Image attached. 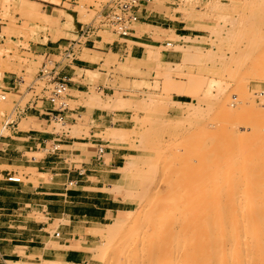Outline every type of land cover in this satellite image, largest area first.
I'll return each mask as SVG.
<instances>
[{
	"label": "rangeland",
	"instance_id": "1",
	"mask_svg": "<svg viewBox=\"0 0 264 264\" xmlns=\"http://www.w3.org/2000/svg\"><path fill=\"white\" fill-rule=\"evenodd\" d=\"M107 5L108 0H0V264H62L72 251L78 264H117L105 247L109 243L111 251L125 252L119 264H130L126 236L103 234L114 216L123 219L135 208L130 196L138 192L148 166L182 150L178 142L187 140L190 151L200 145L197 137L206 145L217 143L246 95L253 107L248 125L264 124V98L255 93L264 88V0H150L144 17L133 24L134 35L147 43L138 59L103 47L96 39L123 38L106 28L90 36L96 38L93 45L75 46L80 68L75 58L61 59L64 41L78 38L84 24L96 23ZM49 40L59 46L43 54ZM147 50L157 60L145 61ZM48 55L61 62L53 65ZM44 63L58 76L72 65L66 68L65 95L54 96L49 77H39ZM94 99H119L124 107L103 109L91 105ZM36 100L37 107L48 101L47 117L59 113L63 121L48 119L39 128L49 137L30 148L28 140L10 136H22L19 132L30 127L25 115L33 113ZM60 102L66 104L62 109ZM186 104L195 107L193 115L183 114ZM241 130L235 135L240 142L249 132ZM111 131L121 139H111ZM190 131L197 140H188ZM256 147L264 151V140ZM129 160L134 164L127 169ZM110 198L120 210L100 222L74 209Z\"/></svg>",
	"mask_w": 264,
	"mask_h": 264
},
{
	"label": "bare ground",
	"instance_id": "2",
	"mask_svg": "<svg viewBox=\"0 0 264 264\" xmlns=\"http://www.w3.org/2000/svg\"><path fill=\"white\" fill-rule=\"evenodd\" d=\"M149 3L150 0L141 10H145ZM155 60L156 54L147 50L145 61ZM180 93L195 96L189 90H180ZM89 102V105L91 103L103 109L124 107L119 99L105 102L94 99ZM252 111L250 96L246 95L242 110L231 121L225 134L219 135L217 143L206 145L197 137L200 145L195 142L198 145L195 144L196 150L192 148L190 151L188 145H184L187 140H177L171 145L174 148H177L176 142L180 144H177L178 148L183 145L179 150L181 153L177 149L171 150L170 153L173 152L168 153L160 165L154 163L144 169L138 192L130 196L135 208L123 219L114 216L113 223L105 228L107 230L103 234L111 238L122 233L119 236L124 235L120 238L122 240L126 236V244L130 246V254H127L130 264H264V151L256 147L264 140V124L248 125ZM194 113L195 107L186 104L183 114L190 116ZM218 117L217 120L221 119ZM211 119L204 122L205 126L211 125ZM201 126L197 127L199 131L204 129ZM241 129H248L249 132L240 142L241 138L236 140L235 135ZM195 130L194 133L198 134ZM192 132L189 139L186 133L185 136L195 141L196 134ZM109 137L117 140L122 136L111 131ZM154 159L157 160V157ZM133 164L129 160L125 168L129 169ZM127 233L130 236L128 239ZM123 242L125 240L121 245L125 244ZM109 244L105 247L116 256L119 264L118 258L124 251L121 249V254L118 253L120 248L115 250L113 244L114 251H111ZM54 263L51 260L42 262ZM63 263L78 264L72 261Z\"/></svg>",
	"mask_w": 264,
	"mask_h": 264
},
{
	"label": "crops",
	"instance_id": "3",
	"mask_svg": "<svg viewBox=\"0 0 264 264\" xmlns=\"http://www.w3.org/2000/svg\"><path fill=\"white\" fill-rule=\"evenodd\" d=\"M145 14H146V9L145 10H139V12H138L139 20L141 18H143ZM137 22H139V21H137ZM135 30H136L135 27L132 26V29L129 31V33L126 36H122L123 37V38H121L122 40H119V39L105 40L101 37L99 39H96V38L95 39L98 42H100L103 45V47H107L109 49L116 47V49H117L116 51L118 53H120L121 55H130L131 57H141L144 53L143 45L147 44V43L141 41L139 36L134 35ZM175 34H178V33H175ZM129 36H134V37H129ZM95 39L91 38L89 42H92V45H93V41ZM66 42L67 41H64V43H66ZM129 42H131V43H129ZM48 44H49L48 46L42 47V48H45L47 50V51H44L43 54L55 53L59 45L58 46L54 45V43H52V41H50V40H49ZM87 44H88V42H87ZM161 56H162V58L167 59L164 57V56L167 57V54L161 53ZM75 63L77 64L76 67L80 68V66H78V65L81 64V59L78 58L77 56L75 57ZM66 66L68 68H72V65L67 64ZM63 68L61 69V71H59V76L62 74L67 76V70H66V68H64V69ZM68 89H69V87H68ZM36 101L37 102L33 107L34 108L33 113L30 115H25V117H28L31 120V122L29 124L30 127L19 132V134H21L22 136H15V135L10 136V137H16V138H22V139L28 140L29 143H31V146H28L30 148L33 146H37V145L41 144L44 141L43 140L44 136L49 137V135L43 133L45 131H43L39 127L44 125V123H46L48 121V119H50L49 117H47V114L49 113V110L51 107L48 105L49 104L48 101H41V104L37 107V104L39 101L38 100H36ZM26 110L29 111L30 109H26ZM42 114L45 116L44 118L41 117ZM11 131H12V133H14L17 130L12 129ZM52 138H54V137H52ZM71 143H79V142L71 141ZM60 145L65 146L68 144L60 143ZM109 200L110 201H107V203L104 201H100V200L96 201L95 200L93 204H91L87 207H79V205H77V207H74V209H77L76 211L78 212V215L80 217H86L90 220H93L94 222H100L101 220H104L107 218L108 213L120 210L117 206H115L113 204L112 198H110ZM61 209H62V212H60V213L65 214L63 211L64 207H62ZM66 214H68V213H66ZM68 215H70V214H68ZM72 216H75V215L72 214ZM76 254L77 253L74 251L70 252L67 256V258L69 259L68 261H75L74 257H72V256H74ZM1 256H2V254L0 253V260H2Z\"/></svg>",
	"mask_w": 264,
	"mask_h": 264
},
{
	"label": "built area",
	"instance_id": "4",
	"mask_svg": "<svg viewBox=\"0 0 264 264\" xmlns=\"http://www.w3.org/2000/svg\"><path fill=\"white\" fill-rule=\"evenodd\" d=\"M149 0H108V5L106 6V11L101 18L96 21V23H86L79 29V36L76 39H68L63 45L62 49L59 50L61 59H74L75 46H80L90 41V36L93 35L94 31L100 28L110 29L113 33L119 36H125L132 29L135 22L139 20L138 12L143 9L144 5L148 3ZM98 36L97 34H95ZM167 45L170 43L167 42ZM77 47V48H78ZM51 55V54H50ZM50 55L48 61L52 64H58L61 60H54ZM52 65V66H53ZM49 77L51 81V92L54 96L61 97L65 95L67 90V80L68 77H57L56 69L50 67L47 69L44 63L39 69V77ZM256 95L264 98V88H259L256 90ZM4 99L5 96L1 95ZM66 104L64 102L59 103V108L62 109ZM50 118L56 121H63V116L58 114H50ZM9 180H16L15 177H9ZM55 236H59V232L55 231Z\"/></svg>",
	"mask_w": 264,
	"mask_h": 264
}]
</instances>
